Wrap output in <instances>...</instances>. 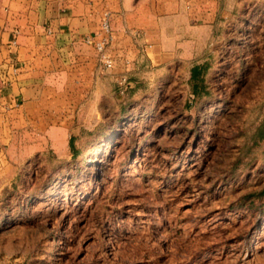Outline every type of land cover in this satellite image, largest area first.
Segmentation results:
<instances>
[{
  "label": "rangeland",
  "instance_id": "obj_1",
  "mask_svg": "<svg viewBox=\"0 0 264 264\" xmlns=\"http://www.w3.org/2000/svg\"><path fill=\"white\" fill-rule=\"evenodd\" d=\"M224 27L198 94L126 77L70 154L0 156V264H264V3Z\"/></svg>",
  "mask_w": 264,
  "mask_h": 264
},
{
  "label": "crops",
  "instance_id": "obj_2",
  "mask_svg": "<svg viewBox=\"0 0 264 264\" xmlns=\"http://www.w3.org/2000/svg\"><path fill=\"white\" fill-rule=\"evenodd\" d=\"M253 4L0 0V156L6 157L15 144L36 152L48 146L61 157L70 154V139L102 120L104 98L123 76L134 81L182 65L188 68V79L195 67L204 78L224 26L247 14ZM103 11L110 13L114 33L107 49L113 65L108 69L83 41L98 30Z\"/></svg>",
  "mask_w": 264,
  "mask_h": 264
},
{
  "label": "built area",
  "instance_id": "obj_3",
  "mask_svg": "<svg viewBox=\"0 0 264 264\" xmlns=\"http://www.w3.org/2000/svg\"><path fill=\"white\" fill-rule=\"evenodd\" d=\"M114 40V33L111 27V17L108 11H103L100 17L99 28L94 33L86 35L83 39L84 43L93 46L96 51L97 59L101 65L108 69L113 65V59L108 55L107 49ZM126 77L120 79V93L126 89Z\"/></svg>",
  "mask_w": 264,
  "mask_h": 264
},
{
  "label": "trees",
  "instance_id": "obj_4",
  "mask_svg": "<svg viewBox=\"0 0 264 264\" xmlns=\"http://www.w3.org/2000/svg\"><path fill=\"white\" fill-rule=\"evenodd\" d=\"M190 82H191V86H192V92L195 94V93H199V89L202 88V84H203V81L204 79L201 77V72L199 70L198 67H195L193 68V71H192V74H191V78L189 79ZM74 139H70L69 141V146L71 147L72 150L75 149V146H74ZM73 154H76V151L74 153L73 151Z\"/></svg>",
  "mask_w": 264,
  "mask_h": 264
}]
</instances>
